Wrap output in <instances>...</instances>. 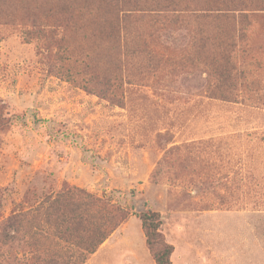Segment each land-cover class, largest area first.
Instances as JSON below:
<instances>
[{
    "label": "rangeland",
    "instance_id": "rangeland-1",
    "mask_svg": "<svg viewBox=\"0 0 264 264\" xmlns=\"http://www.w3.org/2000/svg\"><path fill=\"white\" fill-rule=\"evenodd\" d=\"M116 10L141 16L122 40ZM164 10L169 0H0V226L75 187L132 214L123 242L144 264L136 214L148 210L162 216L173 264H264V62L211 84L150 62L133 38ZM69 15L82 25L66 28ZM251 24L264 61V12ZM184 34L153 38L182 47ZM10 256L22 260L21 247L1 246L0 264Z\"/></svg>",
    "mask_w": 264,
    "mask_h": 264
},
{
    "label": "trees",
    "instance_id": "trees-1",
    "mask_svg": "<svg viewBox=\"0 0 264 264\" xmlns=\"http://www.w3.org/2000/svg\"><path fill=\"white\" fill-rule=\"evenodd\" d=\"M186 3L189 4L184 7L179 0H169V11L150 14L149 35L137 33L133 38L135 53L146 54L150 62L169 63L174 69L202 70L207 73L208 84L214 77L219 83H235L249 74L248 66L255 63L262 66V58L258 54L252 56L251 19L264 12V0H188ZM120 10L112 12L108 20L115 28L113 35L122 40L124 34L119 30L128 21L137 22L141 16ZM81 25L71 15L65 18L66 28ZM166 27L172 32L184 31L185 45L172 47L155 42L154 34ZM131 215L105 196L64 187L56 194L45 196L38 205L13 213L0 226V250L1 246H10L21 247L23 251L22 260L10 256L5 264H73V261L84 264ZM136 216L142 223L146 245L155 263L173 264L175 248L161 230V214L148 210ZM43 241L49 244L42 247Z\"/></svg>",
    "mask_w": 264,
    "mask_h": 264
},
{
    "label": "crops",
    "instance_id": "crops-1",
    "mask_svg": "<svg viewBox=\"0 0 264 264\" xmlns=\"http://www.w3.org/2000/svg\"><path fill=\"white\" fill-rule=\"evenodd\" d=\"M128 222L123 224L107 241H105V243H103L98 251L91 256L87 264H95L97 262H101L100 264H125L126 260L131 261L126 264H144L142 259L143 257H147V253H143V251L140 250L136 251L135 246L129 244V241L128 245L123 242V240H125ZM104 260L107 261L103 262ZM145 261L147 264H156L154 260L149 262V260L145 258Z\"/></svg>",
    "mask_w": 264,
    "mask_h": 264
}]
</instances>
